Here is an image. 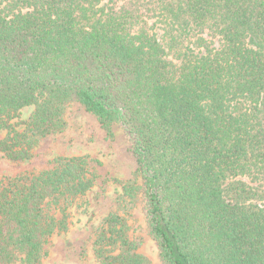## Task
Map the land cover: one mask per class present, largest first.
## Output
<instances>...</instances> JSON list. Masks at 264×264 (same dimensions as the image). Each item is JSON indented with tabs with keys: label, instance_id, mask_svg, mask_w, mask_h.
Listing matches in <instances>:
<instances>
[{
	"label": "trees",
	"instance_id": "obj_1",
	"mask_svg": "<svg viewBox=\"0 0 264 264\" xmlns=\"http://www.w3.org/2000/svg\"><path fill=\"white\" fill-rule=\"evenodd\" d=\"M122 127L136 179L96 227L100 264H264V0H0V157L68 128ZM32 110L25 120L20 112ZM98 175L86 156L0 178V264H43Z\"/></svg>",
	"mask_w": 264,
	"mask_h": 264
},
{
	"label": "rangeland",
	"instance_id": "obj_2",
	"mask_svg": "<svg viewBox=\"0 0 264 264\" xmlns=\"http://www.w3.org/2000/svg\"><path fill=\"white\" fill-rule=\"evenodd\" d=\"M32 108L25 107L20 119L25 120ZM68 128L62 133L42 138L34 149V156L14 162L0 157V178L27 172H39L49 167V161L56 156H86L90 167L98 177L94 186L68 208V228L52 235L45 248L47 257L43 264H100L93 251V240L99 220L118 206L120 183L136 179V161L130 149L129 140L121 126L114 124L108 134L97 118L87 112L79 103L72 102L67 110ZM3 134L0 133V137ZM127 214L131 232L142 244L141 252L149 264H158L157 244L145 231L142 212L138 207Z\"/></svg>",
	"mask_w": 264,
	"mask_h": 264
}]
</instances>
